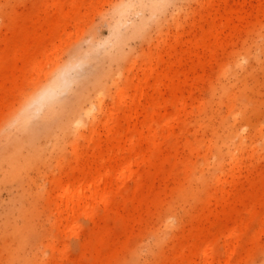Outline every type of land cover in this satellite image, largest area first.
Wrapping results in <instances>:
<instances>
[{
    "label": "rangeland",
    "instance_id": "1",
    "mask_svg": "<svg viewBox=\"0 0 264 264\" xmlns=\"http://www.w3.org/2000/svg\"><path fill=\"white\" fill-rule=\"evenodd\" d=\"M41 1L43 0H0L1 50L6 48L5 40L12 42L19 32L20 27L16 28L14 25V16L18 14L23 16V26L32 27V35L41 33L37 23L39 20L65 22L66 14L73 16V21L68 25L60 22L54 36V39L57 38L45 53L35 49L29 59H22L18 43L13 41L0 69V83L3 82L0 97V264H175L172 263L173 251H188L186 231L192 228L193 224L196 225V221H201L199 215L205 207H215L214 203L210 204L200 198H206L209 193L221 197L222 186H228V181H232L230 190L246 194L252 191L249 180L264 179V6H259L264 0H247L244 10L251 14L249 25L241 28L234 40L219 51L218 61H213L207 66L205 72L199 67L197 57L189 54L190 51H201L200 48L193 49L190 40L193 39L192 22H198L200 15L206 13L202 9L205 0H167L162 4L159 3L162 0H157V6L132 9L128 13L127 25L122 27L121 48L118 51L111 50L109 37L111 35L112 40L114 36L109 24L121 8L117 4L128 0H86V5L79 9L76 6H65L63 9L56 6H33ZM236 2L231 1L234 8L237 7ZM47 4H52V0H48ZM95 33L100 43L91 49L78 80L71 90L62 96L63 102L56 112L43 120L47 111L45 105L33 118L28 131L16 129L14 117L34 88L44 82L47 72L69 61L76 50L86 51L90 42L95 39ZM154 52L160 54L164 60L156 71L167 68L179 59L182 60V64L176 63L174 66L178 73L176 82L182 85L186 97L189 91H193L197 102H205L202 106L206 109L205 115L200 113L197 105L194 108L188 106V110L192 111L188 125L190 138L202 147L200 154H191L188 160L194 164L195 175L202 179L207 177L204 185L200 187V197L193 195L192 186L186 184L184 191L188 198L183 201H179L182 196L180 199L175 198V204L180 206L181 219L172 215L170 207L165 205L145 233H139L138 228L131 231L127 219L120 212L108 211L99 205L94 213L99 219L98 224L106 229L100 240L94 231L95 223L86 216L77 218V227L68 223H54L55 208L51 206L50 200L59 193V189L54 187V194L50 199L49 194L52 193L54 184L52 181L60 178L62 172L75 164H87V159L75 160L72 145L77 142L82 148L87 146L86 136L89 135L94 118L83 117L84 136L79 133L73 139L66 130V124L73 118L74 109L96 103L97 94L102 92V110L99 111V107H95L93 111L100 129L105 112L119 102L120 90L126 88L131 95L134 93V86L142 76L144 64ZM250 53L257 54L259 61L241 59ZM203 60L205 59L201 61ZM194 66L196 72L191 71ZM195 76L200 80L198 84L195 82L193 85ZM152 84L153 80L149 81L148 86ZM225 91L238 92L241 98L249 103L251 124L259 122L261 129L256 136L244 139L246 153L243 154L241 168L231 173L230 154L226 151L221 153L215 146H208L210 139H227L234 124L227 122L232 103L225 96ZM178 96L180 98L182 94ZM189 103L193 102L189 100ZM235 104L237 109L242 108L239 101ZM177 111V108H173L168 114L173 115ZM204 117L209 126L206 131L199 128ZM162 119L164 123L166 119ZM239 124L240 122H237V125ZM124 126L128 125L124 123ZM6 132L18 140L32 136V146L27 144L22 149L23 156H27L35 148L39 151V156L33 158L31 164L16 178L8 174L7 159L13 149V143H3L2 136ZM74 140L76 141L73 143ZM235 140L239 141V136ZM173 142L174 140L169 141L168 146ZM256 145L258 152L252 155V148ZM211 153L214 160L226 155V162L209 171H201V166L206 163L205 156L209 157ZM227 173L229 175H226ZM157 183L159 184L154 191L161 194L163 192V197L165 192L172 188L170 185H174L171 181ZM228 189L226 187L225 192ZM130 191L131 189H127L128 193ZM251 205L261 211V215L249 223L248 235L255 241L251 252L247 250V236L243 231H239L237 236L241 240L237 252L226 262L228 257L224 242L231 236L232 231L223 229L222 233L203 243L197 249L198 254L212 244L214 256H222L219 264H264V207L255 205L251 198L248 205L239 209L244 211ZM129 207L130 204L126 206L127 209ZM167 219L174 222L178 228L167 229ZM25 226L30 228L32 234L21 250H18L16 246L19 240L13 232ZM182 243L186 244V247H183ZM123 244L129 246L121 248ZM174 244L176 248L173 250ZM10 249L16 251L13 252L17 258L16 263H12L10 255L7 257ZM98 252L101 254L98 255ZM18 255L27 258V262H19ZM198 258V255L193 256L192 264H197Z\"/></svg>",
    "mask_w": 264,
    "mask_h": 264
},
{
    "label": "bare ground",
    "instance_id": "2",
    "mask_svg": "<svg viewBox=\"0 0 264 264\" xmlns=\"http://www.w3.org/2000/svg\"><path fill=\"white\" fill-rule=\"evenodd\" d=\"M47 1L43 0L33 6H56L58 9H63L65 6H76L79 9L86 5V0H52L50 5L47 4ZM165 1L167 0H162L159 3L162 4ZM231 1L205 0L202 3V9L206 13L200 15L198 22H192L191 34L193 39L190 40V44L192 48L194 47L193 49L200 48L201 51H190L189 54L197 57L200 63L199 67L204 72L213 61H218L219 51L234 40L241 28L247 27L250 23L249 16L251 14L244 10L247 0H237V2L233 0L237 5L235 8ZM157 4V0H128L117 4L121 8L117 10L116 17L109 24L111 34L114 36L112 40L111 35L109 37L112 44L111 50L118 51L121 48V30L123 25L128 23L129 12L132 9L157 6ZM259 6H264V3L260 2ZM64 17L65 22H62L63 20L60 22L65 23V25L73 21V16L69 14ZM22 18L23 16L19 14L14 16V25L16 28H20L17 36L13 38V41L18 43L21 58L29 59L35 49L45 53L56 40L57 37L54 39L55 31L61 23L57 20L52 22L39 20L37 23L41 33L32 35V27L23 26L24 22L22 21L24 19ZM94 35L95 39L90 42L86 51L76 50L69 61L47 72L44 82L34 88L32 94L14 117L16 129L28 131L33 118L40 113L45 105H47V111L43 120L56 112V109L63 102L62 96L69 92L72 85L78 80L80 70L89 58L91 49L100 43L96 33ZM5 41L7 42L6 48L0 49V69L13 42H9V39ZM21 43L22 47H20ZM173 55L177 56V54ZM247 58L259 61L257 54L250 53L248 56L241 57L242 60ZM202 59L205 60L201 61ZM181 61L179 59L176 63L182 64ZM163 62L160 54L154 52L150 55L149 61L144 64L142 76L138 78V82L134 86V93L131 95L126 88L120 90L119 102L115 107L105 112L104 122L100 129L95 119L96 114L93 111L95 107H99V111L102 110V92L97 94L96 103H89V107L78 106L74 109L73 118L66 124V130L73 139L79 133L84 136L82 130L85 129L83 125L85 121L82 118L92 116L94 118L91 121L89 135L86 136L87 146L82 148L77 142L72 145L75 160L87 159V164H75L62 172L60 178L52 181L54 184L52 193L49 194L50 199L54 194V187L59 189V193L50 200L51 206L55 208L53 212L55 213L53 214L54 223L58 222L60 225L68 223L77 227V218L86 216L95 223L94 231L100 240L106 229L98 224L99 219L94 213L96 206L99 205L105 210L120 212L127 219L131 231L138 228L139 233H145L151 228L155 217L160 214L165 205L170 207L172 215L177 216L179 220L181 219L180 206L175 204V198L180 199L182 196L179 201L188 198L186 191H184L186 184L192 186L193 195L200 197V187L204 185L207 177L202 179L195 175L194 164L188 160L191 154H200L202 151L199 143L190 138L188 125L192 111L188 110V106L194 108L197 105L200 113L205 115L206 109L202 107L205 102H197L193 91H189V95L185 96L182 85L176 82L178 76L174 70L176 63L156 71ZM42 63L44 64L45 61ZM195 66L191 68L192 72H196ZM151 80H153V84L148 86ZM193 80V85H195V82L198 84L200 79L195 76ZM201 82L204 83L203 80ZM2 87L3 82L0 83V97H2ZM180 93L182 97L179 98L178 94ZM224 94L232 103L227 122L234 124L230 128L227 139H210L208 146H215L221 153L226 151L230 154L229 164L231 168L229 172L231 173L241 168L242 157L246 153L244 139L256 136L261 129H259V122L251 124L249 103L245 102L238 92L225 91ZM189 100L193 103L190 104ZM237 101L241 103V109L236 108L235 103ZM173 108H177L176 114H168V111ZM162 118L166 119L164 123ZM237 122L240 124L237 125ZM124 123L128 126L125 127ZM199 128L205 131L209 128L205 117L202 118ZM253 132L254 134H252ZM237 136H239V141L235 140ZM2 137L3 143H13V149L7 159L8 174L16 178L23 169L31 164L33 158L39 156V151L35 148L27 156L22 155V149L27 144L32 146V136L18 140L6 132ZM260 137L263 138L262 135ZM172 140L174 142L168 146V142ZM5 145L2 144V146ZM257 150L256 145L252 148V155L258 152ZM212 156L213 153L209 157L205 156L206 163L201 166V171H209L211 168L226 162V155L216 160ZM0 160L2 161L1 158ZM228 173L226 175H229ZM218 178L220 179V176ZM162 181L174 183L173 186L170 185L172 188H168L169 190L165 192L164 197L162 196L163 192L161 194L154 191L156 185L159 184L157 182ZM231 182H227L228 186H222L223 194L221 197L209 193L206 198H200L210 204L214 203L215 207L211 209L205 207L199 215L201 221H196L197 224H193L192 228L186 231L185 235L189 241L187 252L177 253L174 250L176 248V244H174V261L172 263L192 264L193 256L198 255L199 262L197 264H219L222 256L220 254L217 257L214 256L212 244H209L200 254H198L197 249L213 236L228 229H231L232 232L231 236L226 238L224 242L225 253L228 257L226 262H229V258L237 252L241 240L237 236L239 231H243L247 236L248 252L254 249L255 241L248 235L249 223L258 218L261 211L252 205L244 211L240 210L239 207L248 205L251 198L255 205L260 208L264 207V179L249 180L252 191L246 194L241 191L230 190ZM226 187L229 189L225 192ZM127 189H131V191L128 193ZM128 204L131 207L127 209ZM262 220L264 221V215ZM165 226L172 230L178 228L174 222L168 219L165 220ZM13 234L19 240L16 247L21 250L32 233L30 228L25 226L14 231ZM128 246L129 244H123L121 248ZM182 246L186 247V244L182 243ZM13 252L16 251L10 249V252H7V257L10 255L12 263H16L17 258ZM100 254L98 252V255ZM19 256V262L21 260L22 262L26 261L27 258L20 256V259Z\"/></svg>",
    "mask_w": 264,
    "mask_h": 264
}]
</instances>
